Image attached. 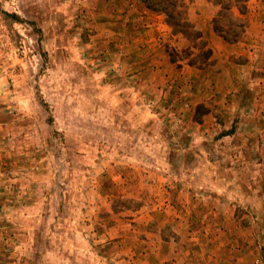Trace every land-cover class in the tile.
Masks as SVG:
<instances>
[{"label": "rangeland", "instance_id": "rangeland-1", "mask_svg": "<svg viewBox=\"0 0 264 264\" xmlns=\"http://www.w3.org/2000/svg\"><path fill=\"white\" fill-rule=\"evenodd\" d=\"M248 1L245 43L264 35ZM185 3L205 65L144 0H0V264H128L146 234L209 215L208 196L264 250V90L214 32L215 0ZM234 168L257 193L208 186Z\"/></svg>", "mask_w": 264, "mask_h": 264}, {"label": "crops", "instance_id": "crops-1", "mask_svg": "<svg viewBox=\"0 0 264 264\" xmlns=\"http://www.w3.org/2000/svg\"><path fill=\"white\" fill-rule=\"evenodd\" d=\"M214 17L215 15L211 19L213 20ZM249 29L250 27L247 30ZM253 32H255L254 28ZM251 37H253L252 41L247 43L245 40L235 44L223 41L232 50V54L235 50H243L247 60L245 66L252 71L249 78H253L255 85L264 90V35H257L256 38L255 35H251ZM212 50L214 55L215 50ZM253 69L261 71V74L258 75ZM244 175L241 169L234 168L233 180L216 181V183H208V186L237 196L247 192L257 193V182L246 184L247 182L241 179ZM257 176L262 178L261 185H264V172H258ZM180 187L178 184L175 185V188ZM167 188L172 190L174 184L171 182ZM182 190L184 191V188ZM206 200L208 201L205 205L211 209L209 215L198 220L181 216L173 218L171 232L165 233L163 228L159 227L153 233L146 234V237L139 241L136 249L130 251L131 256L128 260L124 257L121 260L128 264H264V250L259 249L262 246H259L258 235L253 231L252 224L249 225L250 227H242L241 221L231 212L230 200L221 197L215 199L213 196H208ZM181 203L184 208H190L191 203L188 199L181 200ZM122 243L124 244V241H121Z\"/></svg>", "mask_w": 264, "mask_h": 264}, {"label": "trees", "instance_id": "trees-1", "mask_svg": "<svg viewBox=\"0 0 264 264\" xmlns=\"http://www.w3.org/2000/svg\"><path fill=\"white\" fill-rule=\"evenodd\" d=\"M248 2V0H215L220 10L213 18L214 32L225 42L238 43L245 35L249 27L246 20L249 13ZM144 3L152 11L164 14L168 25L175 33L182 34L194 43L192 48L187 49L189 55L194 57L189 62L191 66H198L199 63L205 65L211 61L213 50L209 48L203 33L196 30L190 22L185 0H144ZM170 55L172 61L176 62L174 54L171 52Z\"/></svg>", "mask_w": 264, "mask_h": 264}]
</instances>
